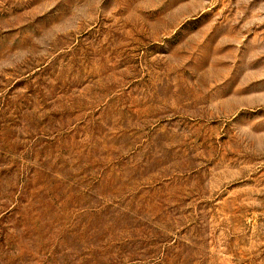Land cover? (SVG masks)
I'll list each match as a JSON object with an SVG mask.
<instances>
[{
    "label": "rangeland",
    "instance_id": "obj_1",
    "mask_svg": "<svg viewBox=\"0 0 264 264\" xmlns=\"http://www.w3.org/2000/svg\"><path fill=\"white\" fill-rule=\"evenodd\" d=\"M0 264H264V0H0Z\"/></svg>",
    "mask_w": 264,
    "mask_h": 264
}]
</instances>
